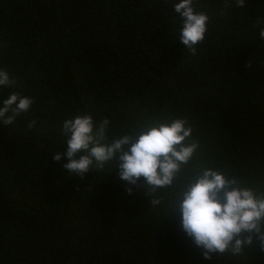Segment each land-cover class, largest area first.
<instances>
[{
  "label": "trees",
  "instance_id": "obj_1",
  "mask_svg": "<svg viewBox=\"0 0 264 264\" xmlns=\"http://www.w3.org/2000/svg\"><path fill=\"white\" fill-rule=\"evenodd\" d=\"M177 2L0 0V69L15 81L0 106L13 92L35 101L0 123V264H264L258 240L243 258L205 260L170 216L173 188L151 206L150 189L129 195L114 163L81 179L53 159L77 115L109 119L110 138L155 116L183 118L200 143L190 167L264 191V0H195L210 18L196 55L179 43Z\"/></svg>",
  "mask_w": 264,
  "mask_h": 264
},
{
  "label": "clouds",
  "instance_id": "obj_2",
  "mask_svg": "<svg viewBox=\"0 0 264 264\" xmlns=\"http://www.w3.org/2000/svg\"><path fill=\"white\" fill-rule=\"evenodd\" d=\"M235 4L244 7L245 0H235ZM194 5L195 0H179L173 5L182 21L179 43L192 55L205 40L210 19ZM225 7H231L229 0H225ZM261 25L264 18L257 21L259 36L264 40ZM14 85L10 73L0 69V88ZM34 103L29 96L11 93L0 106V123L12 125ZM35 124L33 120L28 127ZM110 127L109 119L97 124L91 114L64 120L66 151L58 152L53 159L60 162L66 158L63 168L81 179L93 169L105 170L106 165L114 163L119 178L129 185V195L137 194L134 187L150 189L145 194L154 197L151 206L161 202L160 196L154 195L158 189H175L170 216L174 212L180 214L182 231L201 249L205 260L228 252L237 259L243 258L255 240L264 249V191L219 168L190 167L200 143L193 139L194 129L187 119L155 116L111 138Z\"/></svg>",
  "mask_w": 264,
  "mask_h": 264
}]
</instances>
